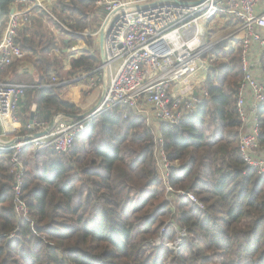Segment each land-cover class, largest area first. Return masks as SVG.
I'll use <instances>...</instances> for the list:
<instances>
[{
    "label": "trees",
    "instance_id": "trees-1",
    "mask_svg": "<svg viewBox=\"0 0 264 264\" xmlns=\"http://www.w3.org/2000/svg\"><path fill=\"white\" fill-rule=\"evenodd\" d=\"M16 1L0 0V39L2 19ZM95 1L57 0L51 8L79 33L69 44L95 29ZM37 14L24 16L16 40L38 71L37 80L24 74L30 84L50 82L53 74L60 77L66 61L63 40L57 48L55 36L42 24L48 14ZM56 28L65 31L60 24ZM86 39L93 46L94 40ZM55 48L60 54L49 57ZM216 53L205 81L209 98L180 125L161 123L152 130L144 118L131 113L124 118L125 110L116 109L97 116L66 154L48 149L28 155L30 146L25 147L22 190L28 219L15 213L12 151L1 152L0 264H264V174L246 169L239 154V53ZM68 62L67 73L73 75L93 70L100 58L85 50ZM261 66L264 73V56ZM62 88L26 91L34 97L25 108L35 100L41 126L59 113L81 112L61 99ZM258 120V142L264 148V103ZM156 134L170 162H177L169 169V184L193 193L203 209L185 197H166L154 156ZM167 221L187 232L174 252L151 243ZM174 225L162 234L164 243L175 239Z\"/></svg>",
    "mask_w": 264,
    "mask_h": 264
},
{
    "label": "built area",
    "instance_id": "built-area-1",
    "mask_svg": "<svg viewBox=\"0 0 264 264\" xmlns=\"http://www.w3.org/2000/svg\"><path fill=\"white\" fill-rule=\"evenodd\" d=\"M31 3L23 9L15 8L14 3L9 11L0 39V71L25 57L16 40L24 16L33 9L46 12L69 34L79 35L51 13L50 0H31ZM95 4L105 12L93 35L103 34V58L99 56L100 63L82 76L89 77L92 85L101 79L104 81L102 98L95 108L75 118L57 114L58 120L39 136L32 133L18 141V138L5 140L1 131L7 130V126L15 121L18 103L25 98L30 86L0 81V153L12 151L10 173L14 178L12 190L17 216L28 219L29 212L22 190L25 166L21 154L25 147L66 154L71 151L76 137L87 131L98 114L116 109L125 110L124 118L131 113L145 119L152 118L157 126L161 123L180 125L208 100L205 81L211 61L217 58L215 50L219 52V49H234L239 53L242 78L235 97L241 123L239 154L246 169L264 174V148L258 142V112L264 103L261 66L264 0H96ZM213 25L230 27L231 31L218 40H211L214 30L211 31L210 27ZM81 33L88 35L86 30ZM79 49L83 51L85 46ZM32 125L41 126L36 121ZM155 143L154 156L166 197L169 201L174 197H185L203 209L202 202L193 193L176 190L169 184V169L177 162H170L158 134ZM170 225L173 226L172 222H166L151 243L174 252L182 246L187 233L185 229L175 228L178 231L175 239L164 243L162 234Z\"/></svg>",
    "mask_w": 264,
    "mask_h": 264
},
{
    "label": "crops",
    "instance_id": "crops-1",
    "mask_svg": "<svg viewBox=\"0 0 264 264\" xmlns=\"http://www.w3.org/2000/svg\"><path fill=\"white\" fill-rule=\"evenodd\" d=\"M50 1H51V5L49 6V8L51 10V8L54 6V4H55V2L57 0H50ZM31 4H32L31 0H26L25 3H21V2L16 1L14 6H15V8H20V9L22 8L23 9L25 6H29ZM35 11L38 12L37 9H35ZM35 11L33 9V10H31V12H28L27 14L30 15V16L33 15V16L38 18V14ZM47 22H49V23H47ZM42 24H43L44 27L49 29V33H52L55 37L60 38V41L63 40L65 46H63L64 48L62 49V51L64 53H66V56L70 59L74 52H69V51H71V49L73 48L72 46H75V45L69 44L68 41L71 40L75 35H72V34H69L66 31H60V30H57V29H55V31L51 30V25L54 28H56L57 24L54 23V21L50 18L49 15H48V18L46 20H44ZM79 38L81 39L82 37H79ZM98 45H100L99 41H98ZM83 46H87V45H85V44L80 45L77 48H74L73 51H75L78 48H81ZM58 47H61V43H59V46L57 45V48ZM98 48H99V46H98ZM84 51L85 50L80 51V49H79V50H77L74 53V55L79 53L77 55V57H78ZM98 55L100 56V50H99ZM69 59H68V61H69ZM68 61L66 60L64 62V66H66L67 68H68V64H69ZM34 71L38 74L37 69L34 67V65L32 63L21 60V61H18V63L13 68H11V70L6 68V69L3 70V72H0V81H8V82H12V83L25 84V85L30 86V87H27L26 91L30 90V89L38 88L39 86H42V85H43V87L62 85V84H58L57 82L48 84L49 81L45 82V83L43 82L42 84H35V83L30 84V83H27L26 82L27 80H26V78L23 77V75L24 74H28L29 76H31V74ZM83 74L84 73H81V74H78V75H80L82 77ZM258 75H260V71H258ZM52 79H55V78L52 77ZM79 79L80 80L76 84V86L68 88L64 92V95L61 97V99L63 101H66V102H69L71 104H74L80 111H82L79 114L75 115L76 117L78 115L84 114L85 112H88L91 109H93L98 104V102L100 101V98H101V96L103 94V91H104V84H103L104 81H103V79L97 81L94 85L91 84V79L89 77H87V76L79 78ZM35 80H37V78H35ZM43 87H40V88H43ZM21 101L22 102L25 101V103L21 104L22 103ZM27 103H29V97L25 93V98L20 100L19 103H18V109H17V113H16L17 119L14 122H11V124H9L7 126L8 130L5 129V131H4L5 133L13 134L15 132H18V133L22 134L24 129L26 130L28 125H29V128H30V129L27 128L28 130H32V129L34 130V126L35 125L34 126H30V121H28L29 120V114H28L27 111H28V109H30L31 105H29L27 108H25ZM35 111H36V109H35ZM20 114H21V118L19 117ZM75 116H72V117L64 116V117L65 118L66 117L75 118ZM18 117H19V119H18ZM54 120H58V117L54 116ZM19 123L21 125H19ZM12 126L14 127V129H12ZM47 126H48V124L47 125H43V126H39V127H35V129L36 128H39V129L37 131H33V132L34 133H39V132L43 131ZM10 127H11V129H10ZM10 130H12V131H10ZM14 130H16V131H14ZM12 137H15V135H11L8 138H12ZM8 138H6V140H8Z\"/></svg>",
    "mask_w": 264,
    "mask_h": 264
},
{
    "label": "rangeland",
    "instance_id": "rangeland-1",
    "mask_svg": "<svg viewBox=\"0 0 264 264\" xmlns=\"http://www.w3.org/2000/svg\"><path fill=\"white\" fill-rule=\"evenodd\" d=\"M49 9V8H48ZM102 14H103V9L102 8H100L98 5H96L95 4V10H94V13H92V15H91V21H92V27H94L95 29L94 30H92L91 28L89 29V30H86L88 33H86V34H88L87 36H84V37H82L81 39L80 38H78V39H75V41L73 42V45H75V46H72L73 48L71 49V51H69V52H76V51H73V49L74 48H77L78 46H80V45H83V44H85V45H87V46H85V50L86 51H91V52H93V53H97V55H98V53H99V48H98V41H99V36H93L94 34H95V32L99 29V24H100V21H102L101 19H102ZM8 16V15H7ZM6 20H7V17L5 16V17H3V19H2V23H3V25H4V27L3 28H5V22H6ZM59 21V20H58ZM60 22V21H59ZM7 23V22H6ZM47 23H49V22H47ZM61 24H63L62 22H60ZM65 25V24H64ZM55 29H57V28H54L52 25H51V30H54L55 31ZM210 29H211V31L212 30H214V32L211 34V40H218L221 36H224V35H226L227 33H229L230 31H231V28L229 27H224V28H219V26L217 27L216 25H213V26H211L210 27ZM4 30V29H3ZM48 31H49V29H48ZM86 38H92V42H93V40H94V42H93V46H89L88 45V42L87 41H89L90 39H86ZM54 39H56V42H57V45L59 46V43L61 42L60 41V38H57V37H54ZM91 42V41H90ZM84 47V46H83ZM59 48V47H58ZM64 48V47H63ZM62 48V49H63ZM57 48H55V50H53V53H49L48 54V56L49 57H54V55L55 54H58L59 53V50L57 49ZM67 52V51H66ZM24 53H25V57L22 59L23 61H26V62H30L31 63V61H32V58H29L28 56H27V53L24 51ZM74 53H73V55L71 56V57H77V55L79 54H76V55H74ZM60 54V53H59ZM215 54H216V50H215ZM219 56H220V60H222L223 59V56H222V54H220V55H218V58H219ZM68 57L66 56V60L68 61ZM18 62H15V64H12V65H10V66H8L7 67V69H10L11 70V68H13L16 64H17ZM67 70H68V68L65 66L64 67V69L62 70V71H60V72H58L59 73V75H60V77H56L54 74H53V78H55V80H51L52 79V77H50V78H48V80L50 79L51 81L49 82V83H55V82H57L58 84H62V86H63V88H62V90H61V92H60V97H62L63 95H64V92L68 89V88H71V87H73V86H76V84L79 82V76L80 75H78V74H73V75H69L68 73H67ZM27 76H29V75H27ZM23 77L24 78H26V75H23ZM31 77L33 78V80H35V78H37L38 77V74L34 71L32 74H31ZM74 84V85H73ZM29 99L30 98H33L34 97V95L33 94H30L29 96ZM29 105H31L30 106V109H28V114H29V120L28 121H30V125H32L33 124V122L36 120V116H35V109H36V103H35V100L33 99V101H31L30 102V104ZM82 112V111H81ZM17 113V112H16ZM104 113V112H103ZM103 113H100V114H103ZM100 114H98L97 116H99ZM17 115L15 114V120L17 119V117H16ZM96 116V117H97ZM19 117L21 118V114L19 115ZM19 117H18V119H19ZM34 117V118H33ZM95 117V118H96ZM141 117V116H140ZM94 118V119H95ZM142 118H144V117H142ZM144 120H145V123H146V126L147 127H149V128H152V130H156L157 128H158V126L156 125V123L157 122H155L152 118H150V119H145L144 118ZM148 120V121H147ZM18 123V122H17ZM19 125H21L20 123H19ZM33 126V125H32ZM35 127H39V126H37V125H35L34 126V130H35ZM28 129H30L29 128V125H28V127H27ZM26 128V130L24 129V131H23V133L22 134H20V133H18V132H15V133H13V134H8V133H5L4 131H1L2 132V136H3V138L6 140V138H8V137H10L11 135H15V137H12V138H8V140L9 141H11V140H14L15 138H18L16 141H18V140H20L21 138H23L24 136H27V135H29V134H31V133H34L33 131H31V130H28ZM10 129H11V127H10ZM12 129H14V127L12 126ZM8 130V129H7ZM33 130V129H32ZM10 131H12V130H10ZM14 131H16V130H14ZM36 131V130H35ZM20 138V139H19ZM29 147V146H28ZM27 148V147H26ZM39 152H42V151H36L34 148H32V146H30V148L28 149V155H35V154H37V153H39ZM23 153L24 152H22V154H21V160H22V162L23 163H25V160H26V158H27V156L25 157L24 155H23ZM30 157V156H29ZM168 222V221H167ZM171 222V221H170ZM173 224V223H172ZM174 225V224H173ZM178 230L180 229V228H178L176 225H174ZM175 229V228H174ZM176 232V235H177V233H178V231L176 230L175 231ZM159 233H160V230H159ZM187 233V232H186ZM157 238V237H156ZM156 238H154V239H156ZM163 241V240H162Z\"/></svg>",
    "mask_w": 264,
    "mask_h": 264
},
{
    "label": "water",
    "instance_id": "water-1",
    "mask_svg": "<svg viewBox=\"0 0 264 264\" xmlns=\"http://www.w3.org/2000/svg\"><path fill=\"white\" fill-rule=\"evenodd\" d=\"M1 14H2V11H1V6H0V17H1ZM102 39H103V34H102V32H100V34H99V43H100V45H99V50H100V58L102 59L103 58V50H102ZM102 98V97H101ZM101 98H100V101H101ZM99 101V102H100ZM99 102H98V104H99ZM97 104V105H98ZM96 105V106H97ZM95 106V107H96ZM94 107V108H95ZM92 110V109H91ZM63 116H68V117H72V116H70V115H66V114H62ZM76 117V116H75ZM77 117H79V115L77 116ZM34 118V117H33ZM54 118L49 122V124H48V127L44 130V131H42V132H39V133H36L35 135L36 136H39V135H41V134H43V133H45L50 127H52V125L54 124Z\"/></svg>",
    "mask_w": 264,
    "mask_h": 264
}]
</instances>
